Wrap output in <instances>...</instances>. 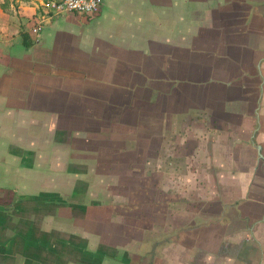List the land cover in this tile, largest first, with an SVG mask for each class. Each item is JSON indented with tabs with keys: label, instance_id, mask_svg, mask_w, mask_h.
<instances>
[{
	"label": "crops",
	"instance_id": "1",
	"mask_svg": "<svg viewBox=\"0 0 264 264\" xmlns=\"http://www.w3.org/2000/svg\"><path fill=\"white\" fill-rule=\"evenodd\" d=\"M50 1L0 0V264H151L139 241L117 245L125 230L108 233L122 204L91 197L129 196L121 175L159 148L184 159L197 133L207 140L189 162L227 189L216 221L225 264H264V214L247 205L264 168V0H102L96 15L52 16L34 34ZM251 78L258 128L247 141L236 134L250 112L233 104L237 86L250 104ZM222 117L225 144L209 137Z\"/></svg>",
	"mask_w": 264,
	"mask_h": 264
},
{
	"label": "rangeland",
	"instance_id": "2",
	"mask_svg": "<svg viewBox=\"0 0 264 264\" xmlns=\"http://www.w3.org/2000/svg\"><path fill=\"white\" fill-rule=\"evenodd\" d=\"M257 85V78H251L250 88L253 90L248 105L241 102V93L239 90L237 91V88L240 87H235L237 102L233 104V110L240 113L242 112L241 108H244L250 112L246 119V134H236L240 135L239 139L249 141L250 137L256 134L254 131L258 128V124L254 113L257 107L255 102L258 93ZM199 120H201V124L206 122L202 118ZM230 122L231 120L226 117L219 118L215 122H209L212 129L209 137L212 142L226 143L229 136L225 130L228 129ZM207 135V133H197L194 139L185 141L191 147L186 152L187 157L184 159L180 156H184L185 151L181 150V152H176L170 156L164 147L153 150L151 165L143 164V158L148 154L142 156V159H140L141 164L136 168V176L131 178L128 173L121 175L123 177L120 185L130 187L133 191L136 189L135 187L139 188L134 192H131V190L129 196L125 197L127 193L122 191L123 195L121 197H114L113 195V197L105 198L91 197V200H97L95 203L98 204L110 203L114 206L122 204L117 206L114 209L115 212L111 215L112 223L118 226L112 224L113 227L110 228L109 232L107 231L113 235L112 231L114 229L125 230L122 237H118L115 241L117 245H123L130 241L133 246L134 242L139 241L142 252L148 254V257L151 258V264H210V262L211 264H225L226 254H230V252H226V245L223 240L226 235L225 228L222 227L223 224L216 221L224 222L226 220L223 213L226 207H223L220 202L224 198V193H227V189L220 191V188L214 187V182L203 178V173L207 168L202 159L201 163L197 165L196 163L191 164V161L189 162L192 154L195 158H198V155L201 156L202 151L196 152V148L197 145L202 146L204 144ZM175 137L176 135L172 138L168 137L169 142L173 143ZM197 141L199 144H196ZM187 142H190V144ZM167 156L170 157L167 159ZM205 156L207 157V155ZM147 161H149V158ZM260 164L261 167L254 178L252 191H250V197L247 201L253 219H256L257 214V217L264 214L261 208L258 209L257 203L253 202V200H257L256 196H259L260 193L264 195V168L262 163ZM104 187L111 188L112 183L107 184L106 182ZM233 188L234 186H232ZM145 189H148L149 192L152 189L155 192L154 197L150 199V193H145ZM189 191L191 193L184 197V194H188ZM236 198L233 197V200H236ZM261 200H263L262 197ZM236 202L240 204L241 200ZM128 203L130 204L126 206ZM191 205H194L193 208H191ZM177 210H179V214L176 213ZM169 214L174 215L167 218ZM94 231L97 233L98 228H95ZM126 251V249L123 250V252ZM76 252L74 249V253ZM210 253L214 255L211 259L215 261L211 260L209 262V259H207ZM111 254L114 255V252H111ZM124 254H117L115 260L118 261L121 257L125 258ZM235 255L232 257H236ZM203 256L205 260L202 259ZM234 262V264H239L236 260ZM73 264H76V262L73 261Z\"/></svg>",
	"mask_w": 264,
	"mask_h": 264
},
{
	"label": "built area",
	"instance_id": "3",
	"mask_svg": "<svg viewBox=\"0 0 264 264\" xmlns=\"http://www.w3.org/2000/svg\"><path fill=\"white\" fill-rule=\"evenodd\" d=\"M102 6V0H54L42 5L45 8L44 16L32 28V32L37 34L41 24L45 19L52 16H62L64 14H81L85 16L96 15Z\"/></svg>",
	"mask_w": 264,
	"mask_h": 264
},
{
	"label": "trees",
	"instance_id": "4",
	"mask_svg": "<svg viewBox=\"0 0 264 264\" xmlns=\"http://www.w3.org/2000/svg\"><path fill=\"white\" fill-rule=\"evenodd\" d=\"M26 39H27V38L24 36V42H25V44H27V41H26Z\"/></svg>",
	"mask_w": 264,
	"mask_h": 264
},
{
	"label": "water",
	"instance_id": "5",
	"mask_svg": "<svg viewBox=\"0 0 264 264\" xmlns=\"http://www.w3.org/2000/svg\"><path fill=\"white\" fill-rule=\"evenodd\" d=\"M258 150H260V148H258ZM260 155V154H259Z\"/></svg>",
	"mask_w": 264,
	"mask_h": 264
}]
</instances>
